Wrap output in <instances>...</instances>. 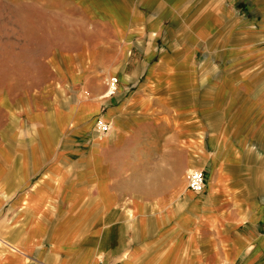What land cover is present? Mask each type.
Here are the masks:
<instances>
[{"label": "crops", "instance_id": "obj_1", "mask_svg": "<svg viewBox=\"0 0 264 264\" xmlns=\"http://www.w3.org/2000/svg\"><path fill=\"white\" fill-rule=\"evenodd\" d=\"M51 1L76 45L44 59L80 92L60 132L0 140V264H264L241 132L264 112V0ZM206 164L204 190L182 187Z\"/></svg>", "mask_w": 264, "mask_h": 264}, {"label": "rangeland", "instance_id": "obj_2", "mask_svg": "<svg viewBox=\"0 0 264 264\" xmlns=\"http://www.w3.org/2000/svg\"><path fill=\"white\" fill-rule=\"evenodd\" d=\"M252 1L254 17L259 14V6L256 0ZM54 8L51 0H0V140L5 147H11L12 135L26 136L36 133L38 128L43 132H60L62 117L66 114L68 121V113L72 114L71 107L78 100L79 84L68 76L52 74L49 61L44 59L55 49L76 45L65 42L69 30L66 12ZM260 12H264V7ZM257 50L264 56V40ZM37 112L42 120L30 117ZM252 120L241 132L251 137L250 145L260 153L258 162L264 167V112ZM94 124L97 128L96 121ZM70 127L67 124V131ZM190 168L193 167L182 171V187H187ZM200 169L205 178L210 174L209 164Z\"/></svg>", "mask_w": 264, "mask_h": 264}, {"label": "built area", "instance_id": "obj_3", "mask_svg": "<svg viewBox=\"0 0 264 264\" xmlns=\"http://www.w3.org/2000/svg\"><path fill=\"white\" fill-rule=\"evenodd\" d=\"M117 82L118 77L112 76L109 80V86L111 85L112 91L109 93L112 95V93H115L117 91ZM96 126L99 131L106 132L110 129V123L104 121L102 118H98L96 120ZM205 185V172H203V169H196V168H190L187 173V187L189 189H192L195 192L200 193V191L204 190ZM225 264H231V263H225Z\"/></svg>", "mask_w": 264, "mask_h": 264}, {"label": "bare ground", "instance_id": "obj_4", "mask_svg": "<svg viewBox=\"0 0 264 264\" xmlns=\"http://www.w3.org/2000/svg\"><path fill=\"white\" fill-rule=\"evenodd\" d=\"M112 91V87H111V85L109 86V88H108V94L110 93Z\"/></svg>", "mask_w": 264, "mask_h": 264}]
</instances>
